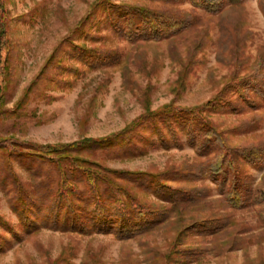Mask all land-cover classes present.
Listing matches in <instances>:
<instances>
[{
	"label": "rangeland",
	"instance_id": "obj_1",
	"mask_svg": "<svg viewBox=\"0 0 264 264\" xmlns=\"http://www.w3.org/2000/svg\"><path fill=\"white\" fill-rule=\"evenodd\" d=\"M94 1L8 0L11 84L6 93V108L12 109L23 99L45 60L67 39ZM113 3L154 10L176 9L191 16L194 24L171 42L160 39L128 43L106 24L105 15L98 13L72 41L84 49L113 50L111 57L100 66L84 65L76 55L70 56L71 47L62 42L58 53L62 65L47 71L31 88L17 116H6L0 121L1 136L11 137L16 143L40 144L103 137L122 129L143 111L144 105L151 110L171 101L182 107L200 105L234 74L248 76L260 67L259 73L264 71V0H243L240 7L220 16L193 8L186 0L173 5L153 0ZM182 76L184 85L177 91L176 83ZM228 98L235 109L226 107L210 117L225 131L229 144L264 146V96H254L252 104L238 98L235 91ZM140 133L149 136L154 144L143 145V150L135 154L115 150L100 153L98 158L118 170L159 173L170 168L182 174L187 173L190 165L204 160L185 143L184 137L182 147L164 149L156 144L150 131L142 128ZM5 163L11 165L12 175L6 171ZM41 169L40 163L30 157L14 155L3 160L0 155V218L4 221L0 224V264H264V222L260 214L252 207L225 208L217 200L210 178H193L188 184L185 180L180 182L186 188L204 189L203 201L179 209L177 215L172 213L168 221L148 233L120 240L112 233L81 234L41 226L44 207L40 198L44 200L55 189L56 182L50 173L47 190L36 185L45 171H52L47 167ZM263 174L264 155L258 163H241L236 171L239 181L252 192L259 187ZM15 176L24 194L36 195L41 205L30 216L33 226L29 230L19 223L12 210L19 195L13 182ZM135 194L146 203H159L149 192L136 189ZM190 215L197 220L219 219L223 227L213 235L205 234L207 226L187 232L178 249L195 251L169 261L173 240L179 230L190 224Z\"/></svg>",
	"mask_w": 264,
	"mask_h": 264
},
{
	"label": "trees",
	"instance_id": "obj_2",
	"mask_svg": "<svg viewBox=\"0 0 264 264\" xmlns=\"http://www.w3.org/2000/svg\"><path fill=\"white\" fill-rule=\"evenodd\" d=\"M153 1L173 5L181 0ZM186 1L193 8L202 9L206 14L213 16H220L243 3V0ZM7 5L8 0H0V121L6 116H17L31 88L37 85L47 71L62 65L58 58L62 42L71 47L70 56L76 55L75 58L84 65L100 66L106 63L105 59L111 57L113 50L104 47L84 49L83 45L72 41V37L82 34L86 25L98 13H103L106 24L128 43L160 39L171 42L194 24L191 16L176 9L154 10L140 5L115 4L113 0H95L67 39L60 42L45 60L26 88L23 99L20 98L15 107L9 109L5 107L6 93L11 84ZM262 12L264 13L263 4ZM190 64L192 65V61ZM259 69L244 77L234 74L216 94L200 105L182 107L171 101L153 110L144 105L143 111L122 129L103 137H82L67 143L40 144L16 143L11 137L0 135V155L3 160L5 157L8 159L14 155H24L39 162L42 169L47 167L52 170L45 171L40 176L42 181L36 183L47 190L46 180H49L50 173L56 179L55 189L48 196H44V200L40 198L44 207H41L43 211L40 225L44 227L81 234L112 233L120 240L135 238L164 224L171 218L172 213L177 215L179 209L195 206L203 201L206 197L204 189L186 188L180 183L185 180L188 184L199 177L212 180L218 195L217 200L225 208L252 207L258 211L264 222V174L255 192L248 189L236 176L241 163L260 162L264 155V146L230 145L225 131L219 129L210 117L211 114L222 112L226 107L235 109L228 98L230 92H237L238 98L251 104L254 102V96H264V71L259 73ZM187 70L185 67V74ZM184 80L182 76L176 83L177 91L183 87ZM142 128L150 131L156 144L164 149L182 147L184 137L185 143L192 147L198 156L204 157V160L195 166L190 165L187 173L182 174L178 169L170 168L159 173L118 170L104 165L98 158L100 153L115 150L135 154L143 150V145L154 144L149 136L140 133ZM5 167L12 175L11 165L5 163ZM17 181L15 176L13 182L18 186L19 195L16 200L18 203L12 206V210L16 213L19 223L29 230L33 226L30 216L34 209L41 205L39 199L35 198L36 195L27 197L24 188ZM136 189L151 193L159 203L155 205L139 199L135 194ZM189 217L190 224L179 230L173 240V249L168 253L169 261L179 260V254L187 257L195 251L178 249L187 232L207 226L204 227L205 234L213 235L223 227L219 219L197 220L192 218V215ZM3 223L0 218V224Z\"/></svg>",
	"mask_w": 264,
	"mask_h": 264
}]
</instances>
